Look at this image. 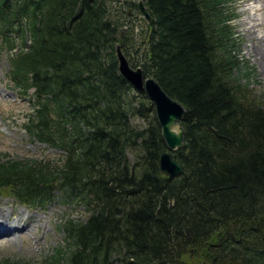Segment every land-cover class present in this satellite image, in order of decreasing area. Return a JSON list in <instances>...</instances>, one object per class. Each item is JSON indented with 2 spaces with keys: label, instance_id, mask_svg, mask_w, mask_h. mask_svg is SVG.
Masks as SVG:
<instances>
[{
  "label": "trees",
  "instance_id": "trees-1",
  "mask_svg": "<svg viewBox=\"0 0 264 264\" xmlns=\"http://www.w3.org/2000/svg\"><path fill=\"white\" fill-rule=\"evenodd\" d=\"M141 1L148 20L135 0H0L10 77L34 90L24 126L63 152L0 159V197L83 206L39 264H264V93L235 54L230 0ZM117 44L184 108L179 174L160 171L154 107L120 75Z\"/></svg>",
  "mask_w": 264,
  "mask_h": 264
},
{
  "label": "rangeland",
  "instance_id": "rangeland-1",
  "mask_svg": "<svg viewBox=\"0 0 264 264\" xmlns=\"http://www.w3.org/2000/svg\"><path fill=\"white\" fill-rule=\"evenodd\" d=\"M138 1L141 0H135V2ZM247 1L230 0L225 8L234 15L229 24L238 45L235 54L242 69L248 68L250 89L260 96L264 93V72L260 69L258 57L251 53L252 40L249 39L246 32V27L249 25L242 24V22H246L245 9L249 7ZM126 10L133 16L131 19L134 22L133 37L137 44L142 46V37L146 31L145 22L139 20L140 16L137 10H132L128 6H126ZM261 18L259 16V19ZM256 29V33L261 34L260 29L257 27ZM15 39L17 41L15 50H17L22 46V42L17 34H15ZM27 44H29V40H27ZM8 49L9 47L1 43L0 40V159L7 155L14 160H25L34 157L56 159L62 155V150L31 138L25 130L24 125L27 123L29 115L34 111L31 101L34 90L30 89L28 94L24 95L11 79L12 57ZM131 49V58L137 59L140 53L135 52L133 47ZM21 207L24 206L11 196L0 198V210L5 212L6 223L14 220L19 221L20 218L29 219L32 223L29 230L23 231L26 236L0 245V264H39L41 260L51 256L60 245H64L65 233L61 229L62 222L68 217L71 219H84L86 216L82 205H75L67 201L64 203L60 199H55L53 202L46 204L44 208L39 206L33 209L25 207L28 209L25 214ZM20 212L23 216L20 215ZM192 254L190 252V256L188 255L185 258L186 264L194 262Z\"/></svg>",
  "mask_w": 264,
  "mask_h": 264
},
{
  "label": "water",
  "instance_id": "water-1",
  "mask_svg": "<svg viewBox=\"0 0 264 264\" xmlns=\"http://www.w3.org/2000/svg\"><path fill=\"white\" fill-rule=\"evenodd\" d=\"M138 7L145 18L149 19L142 1H139ZM115 55L120 75L133 89L143 92L154 107L155 117L161 128V137L166 145V150L159 157L160 171L168 176L179 174L182 168L173 159L171 152L182 145L184 131L179 122L184 114L183 106L170 97L153 77L146 76L140 66L130 65L119 44L115 47ZM172 127L179 128V135L172 133Z\"/></svg>",
  "mask_w": 264,
  "mask_h": 264
},
{
  "label": "bare ground",
  "instance_id": "bare-ground-1",
  "mask_svg": "<svg viewBox=\"0 0 264 264\" xmlns=\"http://www.w3.org/2000/svg\"><path fill=\"white\" fill-rule=\"evenodd\" d=\"M247 4H249V7L245 9L246 22H242V24L249 25L246 27V32L249 39L252 40V45L250 44L252 48L251 53H254L258 57V61H260V69L264 72V0H248ZM258 15L262 18L259 19ZM256 27L260 29L261 34L256 33ZM21 208H23L22 210H24V214L28 211L25 207ZM20 215L23 216L22 212H20ZM5 221V212L0 210V245L16 241L17 239L22 238V236H26L23 231L29 230V226L32 224L29 219L26 220L22 218H20L19 221L14 220L7 223ZM28 244L30 243L28 242Z\"/></svg>",
  "mask_w": 264,
  "mask_h": 264
},
{
  "label": "clouds",
  "instance_id": "clouds-1",
  "mask_svg": "<svg viewBox=\"0 0 264 264\" xmlns=\"http://www.w3.org/2000/svg\"><path fill=\"white\" fill-rule=\"evenodd\" d=\"M171 131H172L173 134L179 135V131H180V130H179L178 127H172V128H171Z\"/></svg>",
  "mask_w": 264,
  "mask_h": 264
}]
</instances>
